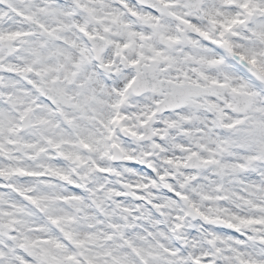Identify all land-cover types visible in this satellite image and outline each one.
I'll return each mask as SVG.
<instances>
[{"label": "clouds", "instance_id": "obj_1", "mask_svg": "<svg viewBox=\"0 0 264 264\" xmlns=\"http://www.w3.org/2000/svg\"><path fill=\"white\" fill-rule=\"evenodd\" d=\"M0 146V264H264V0H0Z\"/></svg>", "mask_w": 264, "mask_h": 264}, {"label": "snow or ice", "instance_id": "obj_2", "mask_svg": "<svg viewBox=\"0 0 264 264\" xmlns=\"http://www.w3.org/2000/svg\"><path fill=\"white\" fill-rule=\"evenodd\" d=\"M244 7H247V5L245 4ZM197 31H199V29H197ZM204 35H207V33H204ZM157 55H159V53H157ZM242 58H246V57H242ZM251 63H255V60L253 59L252 61H250ZM28 71H31V69H28ZM2 147V146H0ZM85 147H87V145H85ZM17 171L19 172H24L23 169H18ZM26 175H39V173H26ZM65 179H67V177H65ZM2 187V186H0ZM17 192L20 193L21 196H23L26 200H29L32 204L34 205H39V199L36 198V197H32V196H29L27 195L28 192L31 191V189H24V190H21V189H15ZM77 197H73V199H75ZM12 208H15L17 211H23V209H20L18 208L16 205H11ZM0 216H8L10 217V219L8 220L7 223H4L2 219H0V229H4V228H7V229H12L13 228V225L18 223L19 221L13 217L12 213L11 212H6V211H2L0 210ZM248 222H251V221H248ZM58 247L60 245H57ZM0 255H2V253H0ZM69 260H72L74 259V257L72 256H69L67 257Z\"/></svg>", "mask_w": 264, "mask_h": 264}]
</instances>
